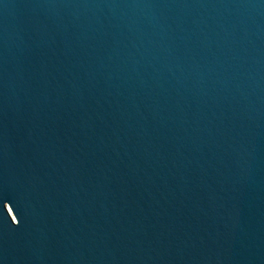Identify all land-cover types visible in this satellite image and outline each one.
<instances>
[{"label":"water","instance_id":"obj_1","mask_svg":"<svg viewBox=\"0 0 264 264\" xmlns=\"http://www.w3.org/2000/svg\"><path fill=\"white\" fill-rule=\"evenodd\" d=\"M0 264H264V0H0Z\"/></svg>","mask_w":264,"mask_h":264}]
</instances>
